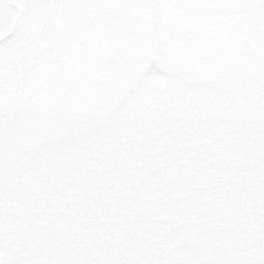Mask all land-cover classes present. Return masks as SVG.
<instances>
[{
    "label": "rangeland",
    "instance_id": "374dc122",
    "mask_svg": "<svg viewBox=\"0 0 264 264\" xmlns=\"http://www.w3.org/2000/svg\"><path fill=\"white\" fill-rule=\"evenodd\" d=\"M138 1L139 12H142L141 4L144 0H61L59 6L61 19L65 24L74 23L81 34H86L91 28L89 33L92 43L94 40H110L120 47L130 45L131 40L134 39L142 45L146 44L147 38L151 41V33L144 27L147 25L146 17H140L141 14L136 13L135 6ZM109 22L108 29L115 30H105L100 27ZM86 25L85 30H82ZM137 32L139 35H136ZM158 55H162V50ZM248 55L252 57L251 59L257 60V79L248 82L249 78L246 77L241 82V87L248 88L249 92L242 89L240 94L237 93L236 79L233 81L225 79L224 84H221L228 89L234 88L233 93L216 92L213 85L216 81L211 77L216 71L206 69L210 67L207 65L213 63V58H186L187 62L175 68L168 67V63H162L159 57L137 58L138 73L142 78L145 76L142 83L144 89L139 95L137 93L135 100H128L129 103L120 109L121 112L114 111L118 112L119 120L115 119L116 116H109L106 117V121L100 123L98 121L97 124L91 122V127H73L69 131L63 127V124L53 126L51 134H54V142L57 141L55 139L60 142L53 151L50 142L48 146L46 145L45 154L48 152L46 159L50 167L47 168L49 171L47 175L43 172L44 187L40 193L44 198L49 191L48 185L54 190L55 199L60 203L57 222L50 223L49 228H44L46 222L51 220L50 217L47 221L46 217L50 216L49 207L39 212L36 207L32 213L29 212L28 215L26 213L27 233L23 234L24 237L0 238V264H264V196L260 198L255 187L254 190L248 189L243 172V158L239 156L246 145L243 137V134L248 133L245 120L253 119L250 114L251 109L258 107L257 105L264 98V44L253 43L252 50L250 53L247 52ZM225 59L219 60L225 61ZM226 70L230 71V68L226 67ZM241 78L243 76L239 77ZM128 82L132 85L135 83L133 79L107 86L105 83L96 82L92 85L90 92L92 94L86 97V104L76 110V116L86 106H90L94 109L93 119L96 120V115L98 119H103L101 112L108 113L120 100L117 94L111 95V91L118 93L121 88L125 89V85L122 84L127 85ZM159 89L169 92L170 96L165 98L159 96L160 92H157ZM107 97L109 101L106 100ZM238 97L242 99L239 100ZM106 102L112 106L106 107ZM165 102H169L172 110L173 130L175 124L180 121L185 125L177 128L176 134L179 137L171 135L176 144L184 148L188 138L197 141L196 136H199L200 140L192 143V148L184 149L186 153H183L182 157H172L173 164L176 166L178 164L176 169H172V163L167 168L166 156L163 155L164 141H162L166 136L167 127L162 121L161 126L156 127L161 128L160 131L159 128L156 131L160 136L153 143L156 148L155 171L153 174H147L145 172L148 171V159L151 156L147 143H139V149L136 150L137 144L127 140L131 139L134 133L130 132L129 136L125 137L126 133L120 132V127H123L120 122L123 118H129L130 121L137 120L139 124L141 121H149L147 111L151 109L156 110L157 120H161L163 117L159 112L164 113L162 108ZM136 111L140 117L137 116ZM168 114L170 115V111ZM181 118L191 120L190 124ZM257 123L263 124L264 116L259 117ZM129 126V130L133 129ZM125 146L129 149H125ZM104 159L117 166L118 170L109 173L112 165L104 166L102 164ZM236 163L241 165L238 166V170ZM52 166L58 168V173L54 172V178L51 177ZM88 167L92 170L91 173ZM103 168L106 175L98 172ZM191 169L199 170L202 179L200 181L198 176L192 184L197 203L195 207L192 202H190L191 206H186V199L184 202L175 198L178 189L170 195L168 193L171 190L169 187L172 179L169 173L176 175L182 171L189 172ZM73 171L78 173L79 177L74 176ZM86 173L92 176V182L99 180L101 176H107V182L119 186L118 189L108 190V203L117 204V208L123 210L122 213L115 215L113 223L115 225L119 217L122 218L124 215L123 229L119 234L122 240L120 247L119 245L114 247L103 241L102 250L98 241L101 238L74 234L77 232V227L74 228L75 219L72 220L70 217L72 215L70 207L73 205L68 200V195L71 198L73 192H66L63 182L72 183L75 177L82 178ZM56 174L58 179L55 178ZM232 177H235V184L232 183ZM81 178L80 182H83ZM155 181H158L160 186L156 187ZM138 182H140V192H144V195L139 200H133L134 187ZM54 184H57V187L53 186ZM186 190L181 191L180 194L187 195ZM64 192L66 194H62ZM166 197H168L167 208L163 210L162 208H165L163 199ZM159 207L161 211L157 209L160 213L156 217L155 212L152 211ZM137 211L139 213H136ZM133 215L136 218L132 223ZM156 218L154 230L146 229L143 232L148 235L143 236V228L140 230V225L143 226L144 222L153 223ZM110 221L108 218V222ZM235 225L238 227L237 239H234ZM134 226L137 235L134 231L131 232V227ZM241 226L245 229L242 230ZM87 227L95 230L93 224H88ZM246 229L251 234H247ZM113 230L116 231V226ZM150 235H152L151 239L148 238ZM244 235L252 245H245L243 251H240L237 245L240 244L239 238ZM113 240H117L116 236ZM167 246L174 247V250L167 254L170 262H166L163 254L168 249ZM178 253H181L180 257Z\"/></svg>",
    "mask_w": 264,
    "mask_h": 264
},
{
    "label": "flooded vegetation",
    "instance_id": "af4514ba",
    "mask_svg": "<svg viewBox=\"0 0 264 264\" xmlns=\"http://www.w3.org/2000/svg\"><path fill=\"white\" fill-rule=\"evenodd\" d=\"M60 1H57L56 8L50 15L53 0H0V238L24 237L27 233L25 231L28 218L26 213L27 215L29 212L32 213L36 207L38 212L45 207L51 209L50 216H46L47 221L50 220V217L51 220L46 222L44 228H49L50 223L57 222L60 203H58V199H55L54 190L48 185L49 191L44 198L40 193L44 187L43 172L47 175L49 173L47 168L50 167L46 159L48 152L45 154L46 145L43 149L30 154L11 151L5 142L1 128L14 110L27 106L42 93L50 75L61 59H67L69 62L77 61L81 72V82L72 91L60 97L51 111L48 140L52 146L51 151L56 150L60 142L58 139H55L57 141L54 142V134H51L53 126L63 124V127L69 131L73 127H91V122L97 124L98 121L99 123L106 121V117L109 116H116L115 119H120L118 118L120 116H117L118 112L114 111H120L130 100H135L137 93L139 95L144 89L142 83L145 76L142 78L138 73L139 60L137 58L159 57L162 59V63H168V67L174 68L185 63L186 58H213L211 68L216 71V74L214 73L212 78L216 82L212 84L218 94L221 91L223 93L234 92L232 87L228 89L221 86L225 79L228 81L236 79V84H238L236 88L239 94L242 89L249 90L241 87V82L246 77L249 78L248 82H254L257 79V60L251 59L250 55L247 56V52L250 53L253 43L264 44V0H144V3L141 4L142 12H139L140 3L138 1L135 6L136 13L141 14L140 17H146L147 25L144 27L151 33L152 38L151 41L147 38L145 45L135 39L131 40V48L130 45L118 47L110 40H94L92 43L89 33L91 28L86 34H81L74 23L65 24L62 21ZM109 25L110 22L100 25V27L106 30ZM86 27L87 25L82 30H85ZM130 31L137 30L130 29ZM136 35H139L138 32ZM161 50L162 55H158ZM220 58H228V60L222 61L219 60ZM226 67L230 68V71L226 70ZM240 76L243 78L239 79ZM130 79H133L135 83L133 85L129 82L127 85L122 84L125 85V89L121 88L118 93L109 88L112 90L110 94H117L120 100L113 105L108 113L107 111L101 112L100 115L103 119H98V115H96V120H94L92 113L94 109L90 106H86L76 116V110L86 104V97L88 98V95L92 94L90 93L92 85L96 82L105 83L107 86L117 82L123 83L124 80L129 81ZM161 91L162 89L157 91L160 92L159 96L164 98L170 96V93L165 92L164 89ZM238 99L242 98L238 97ZM106 100L110 99L107 97ZM262 100L257 105L258 107H253L250 111L253 119L245 120V126L248 128V133L243 134L246 145L239 154L240 158H243V172L247 187L249 190L255 187L260 198L264 196V123L258 124L257 121L259 117L264 116ZM239 103L242 104V102ZM105 104L106 107L112 106L109 102ZM98 105H100L99 101ZM169 105V102L163 103L164 113L159 112V115L163 117L161 120H157L156 110L151 109L147 111L149 121H141L139 124L137 120L130 121L129 118H123L120 122L123 126L120 127V132L126 133L125 137H128L130 132L134 133L131 135L132 138L127 140L137 144L136 150L139 149V143H147L151 152L147 166L148 174H153L155 171L154 153L156 154V148L153 143L160 136L156 131L158 128L160 131L161 128L156 127L161 126L162 121L167 127L166 136L162 138L164 141L163 155L171 158L174 153L176 154L180 150V147L175 150L176 142L171 135L179 137L176 134L177 128L185 125L180 121L175 124V130H173L172 110ZM95 110H100V108H95ZM168 111H170V115ZM137 114L140 117L138 112ZM135 115L134 112L133 116L135 117ZM183 121L190 124L191 120L184 119ZM128 126L133 129L129 130ZM125 149L129 148L125 146ZM102 164L104 166L112 164V171L117 169L113 163L106 159L102 161ZM236 164L238 170V166L241 165ZM88 169L91 173L90 167ZM50 171H53L51 177L54 178V172H57L58 168L52 166ZM98 172L104 174L105 169ZM73 173H75L74 176L79 177L78 173L74 171ZM195 173L197 175H194ZM234 173L236 174V171ZM57 175H55L56 179H58ZM198 176L202 181L199 170L179 172L170 179L169 195L178 189L179 192L175 198L184 202L186 199V206L192 202L195 207L197 203L192 184L195 183ZM76 177L72 183L70 181L63 182V186L67 189L65 191L73 192L71 198L68 195V200L73 205L70 207L72 214L70 217L72 220L75 219L74 228L77 227V232L72 231L74 228L71 232L80 236L101 238L98 241L99 247L103 250V241H107L108 232H113L112 229L118 223V230L121 226V217L115 225L113 223L115 215L122 213L123 210L118 209L117 204L109 205L108 203V190L118 189L119 186L107 182V178L104 176L93 182L88 173L82 178L80 177L83 182H80V178ZM232 178V183L235 184V177ZM53 186L57 187V184ZM153 187L155 188V186ZM134 188L135 196L139 200L140 183H136ZM182 189H187L188 194H180L181 191H184ZM57 192L59 193V191ZM66 192L62 194H66ZM167 198L163 199L165 204L163 210L167 208ZM157 209L161 211L160 207L152 211V213L155 212L156 217L160 213ZM138 211L136 213H139ZM84 213L86 215H83ZM108 218H110V222H108ZM156 222L157 219L153 223L149 222L148 229L154 230ZM88 224H93L95 230L87 227ZM248 234L251 233L248 231ZM151 236H149L150 239ZM249 243L252 245L251 242Z\"/></svg>",
    "mask_w": 264,
    "mask_h": 264
},
{
    "label": "water",
    "instance_id": "95a60500",
    "mask_svg": "<svg viewBox=\"0 0 264 264\" xmlns=\"http://www.w3.org/2000/svg\"><path fill=\"white\" fill-rule=\"evenodd\" d=\"M57 0L53 1L50 15ZM76 63L61 61L54 71L45 91L27 107L17 109L4 123L3 132L8 146L22 153L39 149L47 141L50 111L61 95L74 88L79 82Z\"/></svg>",
    "mask_w": 264,
    "mask_h": 264
}]
</instances>
